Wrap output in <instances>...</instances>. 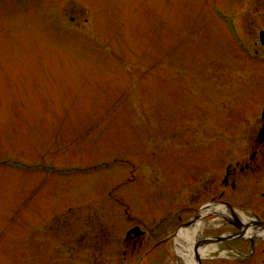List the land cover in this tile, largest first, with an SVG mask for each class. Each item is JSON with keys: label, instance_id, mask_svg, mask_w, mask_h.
I'll use <instances>...</instances> for the list:
<instances>
[{"label": "rangeland", "instance_id": "obj_1", "mask_svg": "<svg viewBox=\"0 0 264 264\" xmlns=\"http://www.w3.org/2000/svg\"><path fill=\"white\" fill-rule=\"evenodd\" d=\"M27 1L0 0V264H136L151 244L121 261L124 228L207 200L245 143L264 0Z\"/></svg>", "mask_w": 264, "mask_h": 264}, {"label": "flooded vegetation", "instance_id": "obj_2", "mask_svg": "<svg viewBox=\"0 0 264 264\" xmlns=\"http://www.w3.org/2000/svg\"><path fill=\"white\" fill-rule=\"evenodd\" d=\"M253 130L249 133L246 139V149L242 155V167H240L239 173H236V169L234 168L231 172H229L227 178L230 181L234 180L236 187L237 177L241 172L244 173V183L247 185V178L252 177L253 179H260L264 176V138L263 141H259V132L263 128L264 131V121H258L253 127ZM264 136V132L262 134ZM237 164L241 163L240 161L236 162ZM230 178V179H229ZM224 183V182H223ZM228 183H224L226 186ZM133 240H138L134 235H130ZM170 239V236L165 238L166 241ZM239 241V242H238ZM239 243L238 247L242 250H245L250 243L245 240L238 239Z\"/></svg>", "mask_w": 264, "mask_h": 264}, {"label": "bare ground", "instance_id": "obj_3", "mask_svg": "<svg viewBox=\"0 0 264 264\" xmlns=\"http://www.w3.org/2000/svg\"><path fill=\"white\" fill-rule=\"evenodd\" d=\"M221 212H223L224 210H223V208H222V210H220ZM206 213H201V215L203 216V215H205ZM203 225V223L199 220L198 222H196L191 228H189V229H187V230H185L184 232H183V236L185 237V238H187V239H189V240H191L193 237H195V236H199L200 235V229H201V226ZM203 227V226H202ZM180 244H181V246H182V248H181V250L183 251V255L185 256V257H190L191 256V251H188L187 249H188V247H187V243H186V241L185 240H183L182 242H180ZM216 245L215 244H212V245H210L208 248H207V250H212V251H214L215 249H216ZM180 252V251H179ZM205 252V250L203 251V253Z\"/></svg>", "mask_w": 264, "mask_h": 264}, {"label": "water", "instance_id": "obj_4", "mask_svg": "<svg viewBox=\"0 0 264 264\" xmlns=\"http://www.w3.org/2000/svg\"><path fill=\"white\" fill-rule=\"evenodd\" d=\"M262 34H263V33H262ZM262 34L260 35V38H261V39H262V36H263Z\"/></svg>", "mask_w": 264, "mask_h": 264}]
</instances>
